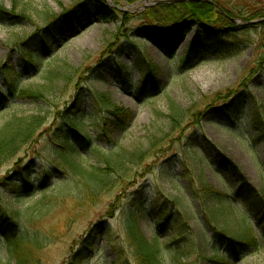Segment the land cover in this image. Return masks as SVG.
Returning a JSON list of instances; mask_svg holds the SVG:
<instances>
[{"label": "rangeland", "instance_id": "rangeland-1", "mask_svg": "<svg viewBox=\"0 0 264 264\" xmlns=\"http://www.w3.org/2000/svg\"><path fill=\"white\" fill-rule=\"evenodd\" d=\"M170 1L177 0H0L18 16L13 24L0 20V89L5 92V83H14L15 74H21L15 86L42 96L0 99V126L12 116L40 114L45 119L34 142L0 167V222L15 223L18 233L42 240L36 254L40 264H67L92 231L98 239L85 264H134L121 224L136 201L144 205L137 223L148 241L157 233L154 220L161 212L171 219L161 245L174 240L176 229L184 230L181 241L194 246L189 264H212L213 252L206 244L215 242L217 250L226 251L203 220L206 214L229 238L245 234L247 226L256 237V247L243 249L229 264H264V45L256 26L264 15V0H211L235 17L228 36L221 29L227 22L218 16L211 18L213 28L193 26L183 34L181 25L191 24L175 8L152 13ZM67 11L76 14L74 27L63 23L64 35L52 53L37 49L42 39L19 45L45 27L47 17ZM157 28L182 35L169 57L150 39ZM218 31L227 38L208 40ZM197 40L206 43L208 52L187 60ZM36 49L43 60L33 73L21 62V51ZM146 62L158 68L159 86L139 95L144 78L134 66ZM145 81V90L153 89L152 79ZM97 96L125 112L123 131H111L108 109ZM169 101L182 111L176 125L168 120ZM78 110L82 132L92 143L87 147L79 135L76 140L83 147L73 162L85 168L103 165L91 150L95 145L104 153L113 148L116 154L124 150L134 157L111 161L115 175L125 177L90 206L77 204L78 186L57 153L61 141L56 130L65 128L62 117ZM216 153L238 171L241 183L209 160ZM138 154L145 155L139 164ZM47 172L53 174L49 182L38 183ZM203 184L222 195L221 205L203 199ZM26 187L31 189L28 195L16 199ZM7 209L29 212L20 219ZM199 220L208 229L203 231ZM8 257L0 238V264Z\"/></svg>", "mask_w": 264, "mask_h": 264}, {"label": "trees", "instance_id": "trees-1", "mask_svg": "<svg viewBox=\"0 0 264 264\" xmlns=\"http://www.w3.org/2000/svg\"><path fill=\"white\" fill-rule=\"evenodd\" d=\"M211 3L199 2V1H188V2H175L161 8L153 9L152 13L162 14L164 9L175 8L174 11L178 15H184L186 18L189 19V24L183 23L179 29L183 31V34L186 30L190 27L197 26L198 28L202 29H211L213 26L210 24L214 23L211 21V18L214 16H218L219 18L225 20L227 22V27L223 25L221 28L222 30H226L227 36L231 34L230 29L233 26L232 19L235 18L224 10L218 11L214 3L209 0ZM92 9V8H91ZM91 13L96 16L99 15V11L96 9H92ZM17 15H13L11 11H7L1 4H0V20L3 22H7L9 24H13L17 19ZM76 14L72 11H67L62 16L58 17H47L46 26L43 28H39L29 37L20 41V46H24L27 42H33L35 40H41L42 42L39 43L37 49H43L44 52L48 55L52 53L53 45L55 43H59L60 39L64 35V28L62 27L63 23L65 22L66 25L74 27V18ZM261 21L256 24V26L261 29L260 39L259 42L264 45V15L260 16L259 18ZM64 20V21H63ZM250 20H244L247 22ZM231 26V27H228ZM177 26H175L176 28ZM220 29V28H219ZM217 28V30H219ZM151 40H157L158 48L167 56L169 57L176 46L180 43L182 35L175 31V34H171V32L166 31L164 29H153L152 30ZM235 34V33H234ZM232 34V35H234ZM213 36H209L208 40L212 41H219L222 38L226 37L225 32L223 36H219V31L217 33L212 34ZM211 37V39H210ZM54 41V43H51ZM206 41V40H205ZM206 44L204 41H196L195 44H191L190 46V53H188L187 60H195L198 59L202 54L208 52L207 48L204 46ZM52 45V46H51ZM196 46V47H195ZM37 49L34 51H21V62H27L28 66L33 69V73H37L39 68V63L41 60L37 58ZM190 54V55H189ZM135 69L139 71L142 75L143 81L138 87L139 95H143L146 92H153L154 90H158V83L155 80V73L157 72L158 68L151 65L150 63L146 62L145 66L136 64L134 66ZM147 68V70H145ZM6 78V76H4ZM21 74H15V82H18ZM147 79H152L153 82V89H149V91L145 90V87L148 83L145 81ZM14 83H5L6 91L3 92L0 89V99H8L11 96L13 99H24L29 96L42 98L40 94L33 95L30 94V91L17 88ZM97 101L101 102L107 109V117L110 121L111 131H123L125 129V119L127 117L124 116L122 112L115 110V107L107 102L103 96H97ZM168 120L172 123V125L178 124V120H180V116L182 115V111L176 107V105L172 102H168ZM113 109V110H112ZM80 110V109H79ZM78 110V114H70L62 117V122L65 124L64 129H58V135L61 144L59 147L61 151H58V158L63 162L65 165V169L69 173L72 174L76 181V185L78 186V200L77 204L82 206H90L94 204L96 201H99L105 194L108 192L109 189L117 185L122 181L125 176H116L117 173L115 170V165L111 163L114 161V158L120 160H131L133 158L130 157L129 154L124 153V150H120L121 154H116L113 148L108 151V153L103 152V148L98 147L95 145L93 149L94 155H98L100 159H103V165H94L88 168L82 167L78 163L72 161V156L80 155L81 149L83 147L82 143H77V137L81 135L85 140V144L87 147L91 145L90 138L84 134L82 126L84 124V119L81 117V111ZM127 115V114H126ZM257 121V120H256ZM255 118L252 117L251 122H256ZM45 124V119L40 114L30 115V116H12L10 119L6 120L0 126V167L6 161L12 160L15 158L24 147L34 142L37 138L38 132L40 131L41 127ZM53 134V133H52ZM73 138V139H71ZM72 140L76 141V144L72 143ZM74 141V142H75ZM86 147V146H85ZM90 150V151H91ZM139 157L136 160V163H141L145 155L138 154ZM210 161H214L215 165L217 164L218 168L224 171L229 177L233 178L236 182L241 183L242 179L237 176L238 171L231 167L228 163L224 161L221 157L220 153L213 154L212 157L209 159ZM133 161V160H132ZM116 163V161H115ZM136 165V164H135ZM60 172V171H57ZM66 176V174L62 173ZM28 175V174H27ZM24 175L23 181L27 185H31L28 182V176ZM52 172H47L44 177H42L38 183L44 182V184L49 182V178L52 177ZM127 177V176H126ZM64 180V179H63ZM123 184V183H122ZM30 188L33 190L32 186ZM28 189V187H26ZM31 189L24 190L20 192L18 196H15L16 199L23 195H28V191ZM202 192L204 193L203 199L205 201H209L210 203H214V206L221 205L223 202L222 195L219 192H216L214 189L209 187L208 185H202ZM44 195V194H43ZM45 201V196H43ZM135 204H130L128 207V211L125 212V215L122 219V232L124 241L127 243L129 247V254L133 260L134 264H189V254L191 250H193V244H187V242L181 241L184 239V230L181 228L176 229L174 232V240L172 242H168L164 245L160 244V236H163L164 231L168 223L171 224V219L169 218L168 214L160 213L155 217L154 226L156 227V234L154 235L151 241H148L141 233L140 229L138 228L137 219L141 214V210L143 208V203L141 201L134 202ZM232 205V204H231ZM9 215L14 217L22 218L28 214L29 210L23 211H12L7 209L6 210ZM211 216H205L203 219L207 225H211L212 231L216 235V244H224L226 251L220 252L217 250V246L214 243H210V246L206 248L211 249L213 252L214 259L212 264H229L230 261L232 262L235 257H238L241 251H244L248 247H256V237L254 236L250 227H245L244 233L242 235H237L236 238L231 237L229 238L225 232L219 231L217 227L214 225V221L211 220ZM2 220V219H1ZM202 220V221H203ZM201 220H199L200 222ZM201 221V222H202ZM202 222V230H206L209 226L206 225L205 222ZM14 222V221H13ZM17 224L15 223H6L5 220L0 222V238L6 253L8 254V261L3 264H40V260L36 255L41 249V241L37 236L30 237L25 236L22 233H18V229L16 228ZM208 229V228H207ZM210 231V230H208ZM172 232V233H173ZM87 239L81 241V247L72 254L70 257V261L67 264H85L89 261V257L92 251L96 247V241L98 239V235L94 231L87 232ZM228 245V248H227ZM207 250V249H206ZM208 251V250H207ZM221 253V256L219 255ZM185 259L183 262L182 260ZM111 264H118L117 261Z\"/></svg>", "mask_w": 264, "mask_h": 264}, {"label": "water", "instance_id": "water-1", "mask_svg": "<svg viewBox=\"0 0 264 264\" xmlns=\"http://www.w3.org/2000/svg\"><path fill=\"white\" fill-rule=\"evenodd\" d=\"M186 1H188V0H186ZM197 1H201V0H197ZM172 2H174V1H170V3H172Z\"/></svg>", "mask_w": 264, "mask_h": 264}]
</instances>
